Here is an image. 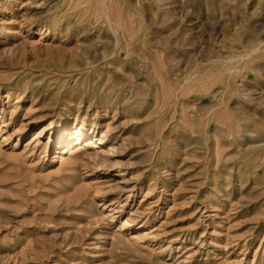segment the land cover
I'll return each mask as SVG.
<instances>
[{"label":"rangeland","instance_id":"obj_1","mask_svg":"<svg viewBox=\"0 0 264 264\" xmlns=\"http://www.w3.org/2000/svg\"><path fill=\"white\" fill-rule=\"evenodd\" d=\"M77 107L132 165L1 132L0 264H264V0H0V116Z\"/></svg>","mask_w":264,"mask_h":264},{"label":"bare ground","instance_id":"obj_2","mask_svg":"<svg viewBox=\"0 0 264 264\" xmlns=\"http://www.w3.org/2000/svg\"><path fill=\"white\" fill-rule=\"evenodd\" d=\"M120 42V39L117 38L116 43L119 44ZM43 109L44 108L41 109V112L26 113L20 117L19 114H15L16 110H14V108L9 112L2 108V114L0 116V133L3 131L9 132L12 128V131L9 134L12 138L16 139L22 135L27 127L33 125L35 120L43 119L45 124L38 128L33 133L31 139L25 144V149L30 151V156L36 154L42 158L47 154L50 146L55 143L54 145L57 146V151L60 150L59 155L57 154L56 157H59L61 164L63 161L64 163L67 161L74 166V168L83 165L85 167H90L93 170L102 167L108 171L111 168H128V166L132 165L129 160L125 163L122 161L121 157L126 153V142L121 138L118 127L119 125H115V118L106 121V119L99 115L98 112L91 116L88 112L89 110H84L85 112L83 113V109L77 107V117L71 118L69 116H64L59 120H51L47 114L43 113ZM7 113H9V115H7ZM45 137L46 141L44 140ZM18 140H20V138ZM17 144L18 141L14 146ZM126 173L122 172L121 169L118 170V178L114 179L115 185L113 187L115 190H125L129 192L134 191L137 188L138 185L136 182H134L132 177L128 176ZM109 204L110 205L107 204L110 207L108 211L109 217L115 218L117 217V214L123 213L122 205H120V203L118 204L116 200L111 201ZM130 214L132 215L133 213ZM135 218L136 217L133 216V218L129 217L128 219L135 220ZM121 230L123 229L119 227L117 230L118 232L111 235V241L114 243L113 246L121 238ZM53 236L51 234L52 238Z\"/></svg>","mask_w":264,"mask_h":264}]
</instances>
